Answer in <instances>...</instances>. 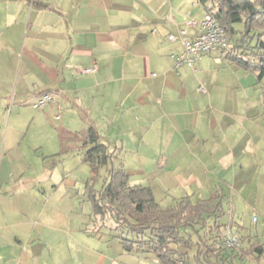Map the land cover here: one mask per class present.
Returning a JSON list of instances; mask_svg holds the SVG:
<instances>
[{
  "label": "crops",
  "instance_id": "0c3cea01",
  "mask_svg": "<svg viewBox=\"0 0 264 264\" xmlns=\"http://www.w3.org/2000/svg\"><path fill=\"white\" fill-rule=\"evenodd\" d=\"M204 13L198 0H0V264H55L45 250L63 234L64 220L57 225L44 216L38 202L3 199L7 108L31 103L44 90L55 99L42 109L62 110L61 124L70 131V123H78L72 132L79 144L73 145L83 148L86 160L89 128L112 159L165 157L166 164L170 158L167 169L180 191L171 198L221 194L224 211L217 219L226 231L243 237V247L264 241V228L243 222L246 213L251 222L264 218V118L248 115L236 94L228 97L219 87L244 69L221 49L192 66L174 65L171 57L182 49L180 31L198 33ZM93 64L95 71H83ZM163 167L157 176L167 181ZM123 168L129 182L131 172H146L144 166ZM86 241H76L84 248L80 264H128L133 252L118 241L114 255L103 254L97 250L102 242L93 247Z\"/></svg>",
  "mask_w": 264,
  "mask_h": 264
},
{
  "label": "rangeland",
  "instance_id": "374dc122",
  "mask_svg": "<svg viewBox=\"0 0 264 264\" xmlns=\"http://www.w3.org/2000/svg\"><path fill=\"white\" fill-rule=\"evenodd\" d=\"M215 73L217 72L213 75ZM219 87H224L223 91L228 97L236 94V101L240 102L242 110H246L248 115L264 118V74L258 75L257 70H238L235 81L229 79ZM16 107L19 108L20 114H14ZM10 109L7 108V123L1 131V134L7 133L5 158L1 163V177L6 176L2 196L3 199H31L34 203L38 202L39 207L44 206L43 215H50L57 220V225L64 220L63 234L59 238L54 235L52 246L45 250L46 255L47 251L51 252L49 258L53 259L55 264L82 263L84 248H80L76 241L83 242L85 237L86 243L93 247L96 246V241L102 242L97 250L103 254L114 255L116 252L120 239L111 229L115 225L114 221L108 214L103 216L96 213L88 197L90 188L94 193H99L108 168L118 165L119 162L123 167L138 169L144 166L145 173H130V182L149 184L155 200L161 207L169 206L173 202L171 196L180 193L177 184L172 182L174 170L167 169L170 158L163 164L165 157L127 155L121 156L119 161L113 157L107 165L95 168L85 159L83 148L74 147L73 144L78 143L79 138L77 133L72 131L78 129L79 125L70 123L73 127L71 131L67 126L64 127L61 124L62 110L33 108L30 103L25 102L20 105L13 104ZM56 114L60 117L58 121L54 119ZM154 158V162L149 163ZM152 163L155 165H150ZM163 166H166L168 176L170 175L167 181H161L157 176V172L164 169ZM14 187L17 191L11 194ZM192 190L187 187V192L192 193ZM249 215L246 213L243 216V222L247 226L264 228L263 217H259L257 222H251ZM58 229L55 228L56 231ZM120 245L123 248L122 244ZM9 254L14 255L11 261L15 262L14 246ZM128 255V264H158V261H153L154 256L150 251L134 250ZM236 264H264V254L258 261L238 260Z\"/></svg>",
  "mask_w": 264,
  "mask_h": 264
},
{
  "label": "trees",
  "instance_id": "16d2710c",
  "mask_svg": "<svg viewBox=\"0 0 264 264\" xmlns=\"http://www.w3.org/2000/svg\"><path fill=\"white\" fill-rule=\"evenodd\" d=\"M198 1L227 32L228 44L221 51L230 63L263 75L264 0ZM46 91L51 92L40 93ZM87 144L91 166L98 168L112 159L93 128L88 129ZM128 177L120 163L108 168L99 193L90 188L88 196L96 213L114 221L111 229L127 252L150 251L158 264H236L258 261L264 254V241L243 247V237L238 236V245L226 244L227 226L217 219L224 211L221 194L194 201L184 195L161 207L151 187L130 184Z\"/></svg>",
  "mask_w": 264,
  "mask_h": 264
},
{
  "label": "built area",
  "instance_id": "2783aa9c",
  "mask_svg": "<svg viewBox=\"0 0 264 264\" xmlns=\"http://www.w3.org/2000/svg\"><path fill=\"white\" fill-rule=\"evenodd\" d=\"M187 22L192 25L196 24V21L193 19H189ZM197 24L199 31L193 36L185 37L183 35L185 31H180L179 36L182 43V49L179 52L171 54L174 65L185 64L187 66H192L194 61L199 59L203 54L227 46V32L218 24L215 17L210 12L205 11ZM168 38L173 40L176 38V35L169 33ZM95 69L96 65L93 64L91 66L84 67L83 71L93 72ZM54 99L55 94L53 92L46 91L39 93L30 104L34 108H41L46 103ZM253 219H256V217L254 216ZM224 239L228 245L239 244L237 236L229 230L226 231ZM154 261L157 262V259H154Z\"/></svg>",
  "mask_w": 264,
  "mask_h": 264
}]
</instances>
